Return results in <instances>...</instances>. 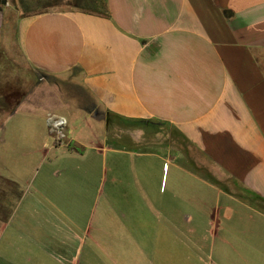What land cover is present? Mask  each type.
<instances>
[{"label": "crops", "instance_id": "obj_1", "mask_svg": "<svg viewBox=\"0 0 264 264\" xmlns=\"http://www.w3.org/2000/svg\"><path fill=\"white\" fill-rule=\"evenodd\" d=\"M7 1L0 264H264V0Z\"/></svg>", "mask_w": 264, "mask_h": 264}, {"label": "rangeland", "instance_id": "obj_2", "mask_svg": "<svg viewBox=\"0 0 264 264\" xmlns=\"http://www.w3.org/2000/svg\"><path fill=\"white\" fill-rule=\"evenodd\" d=\"M16 16L13 7L8 4L0 12V113L12 111L13 102L18 103L25 95L29 93L34 96L39 93L38 85L41 83V75L30 68L22 59L16 42ZM23 121L22 118H16L12 121ZM58 120L55 121V123ZM12 133L25 137L24 129L11 130ZM18 131V134L15 132ZM16 139V138H15ZM18 146L27 144L25 139H17ZM16 143V142H15ZM13 143V144H15ZM13 147V146H12ZM102 184V179H95V185ZM110 184L107 182V185ZM27 186L20 182L19 184H9L8 181L0 179V216L9 217L13 209H3L4 202L9 196L14 194V200L17 202L23 200L27 194ZM20 216V214L15 215Z\"/></svg>", "mask_w": 264, "mask_h": 264}, {"label": "built area", "instance_id": "obj_3", "mask_svg": "<svg viewBox=\"0 0 264 264\" xmlns=\"http://www.w3.org/2000/svg\"><path fill=\"white\" fill-rule=\"evenodd\" d=\"M63 124H64V122H63V120H58L56 123H55V125L57 126V127H61V126H63Z\"/></svg>", "mask_w": 264, "mask_h": 264}, {"label": "water", "instance_id": "obj_4", "mask_svg": "<svg viewBox=\"0 0 264 264\" xmlns=\"http://www.w3.org/2000/svg\"><path fill=\"white\" fill-rule=\"evenodd\" d=\"M7 5V1L6 0H2L1 1V6H6Z\"/></svg>", "mask_w": 264, "mask_h": 264}, {"label": "flooded vegetation", "instance_id": "obj_5", "mask_svg": "<svg viewBox=\"0 0 264 264\" xmlns=\"http://www.w3.org/2000/svg\"><path fill=\"white\" fill-rule=\"evenodd\" d=\"M1 1L2 0H0V12L2 11V8L4 7V6H1ZM7 1V0H6ZM7 5H8V1H7Z\"/></svg>", "mask_w": 264, "mask_h": 264}]
</instances>
